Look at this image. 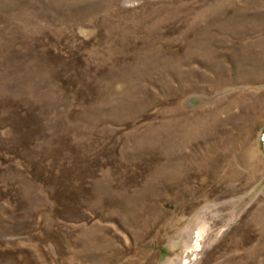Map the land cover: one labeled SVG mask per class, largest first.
<instances>
[{"label": "rangeland", "instance_id": "rangeland-1", "mask_svg": "<svg viewBox=\"0 0 264 264\" xmlns=\"http://www.w3.org/2000/svg\"><path fill=\"white\" fill-rule=\"evenodd\" d=\"M264 0H0V264H264Z\"/></svg>", "mask_w": 264, "mask_h": 264}, {"label": "water", "instance_id": "water-1", "mask_svg": "<svg viewBox=\"0 0 264 264\" xmlns=\"http://www.w3.org/2000/svg\"><path fill=\"white\" fill-rule=\"evenodd\" d=\"M262 141H264V137L262 138ZM262 147H263L262 149H263V151H264V142H263V146H262Z\"/></svg>", "mask_w": 264, "mask_h": 264}]
</instances>
